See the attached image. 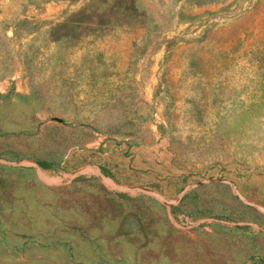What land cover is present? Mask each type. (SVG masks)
Here are the masks:
<instances>
[{
  "label": "rangeland",
  "instance_id": "1",
  "mask_svg": "<svg viewBox=\"0 0 264 264\" xmlns=\"http://www.w3.org/2000/svg\"><path fill=\"white\" fill-rule=\"evenodd\" d=\"M0 264H264V0H0Z\"/></svg>",
  "mask_w": 264,
  "mask_h": 264
}]
</instances>
